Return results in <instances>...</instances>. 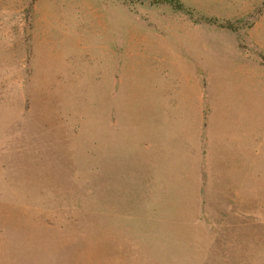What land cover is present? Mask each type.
<instances>
[{
	"label": "rangeland",
	"instance_id": "374dc122",
	"mask_svg": "<svg viewBox=\"0 0 264 264\" xmlns=\"http://www.w3.org/2000/svg\"><path fill=\"white\" fill-rule=\"evenodd\" d=\"M184 20L186 26L216 27L223 46L233 36L254 53L261 136L264 0H0V264H264L261 156L255 161L254 241L245 234L236 239V226H230L238 215L251 216L238 206H245L248 189H186L190 217L223 221L221 236H173L156 221L146 228L142 221L138 229L132 217L142 189H127L135 178L125 175L135 164L126 152L115 180L122 189L107 187L105 197L106 129L113 133L120 121L123 131H134L135 92L150 90L155 80L166 89L174 73L171 47L186 42L198 58L204 41H213L185 34ZM145 32H151L152 47L134 40ZM110 62L126 76L118 85L121 95L126 92L119 115L108 110L104 93ZM135 231L143 241L136 242Z\"/></svg>",
	"mask_w": 264,
	"mask_h": 264
},
{
	"label": "crops",
	"instance_id": "0c3cea01",
	"mask_svg": "<svg viewBox=\"0 0 264 264\" xmlns=\"http://www.w3.org/2000/svg\"><path fill=\"white\" fill-rule=\"evenodd\" d=\"M139 17L142 20V16ZM142 21L153 23L152 19ZM179 24L185 34L211 35L213 41H204L198 58L192 57V48H186V42L171 47L168 52L174 73L168 77L166 89L155 80L150 90L135 92L134 131H123L120 121L113 133L106 129V200L111 193H107V187L122 189L115 180L123 171L122 156L126 152L131 165L135 164L134 173L125 175L135 178L133 186L128 184L127 189H142L136 209L133 205L128 207L135 209L132 218L138 229L142 221L145 228L156 221L167 225L168 229L163 233L173 236L183 234L188 237L194 232L221 236L223 221L217 223L216 218L208 219L205 215L190 217L191 207L186 189H248L243 201L245 206H241L242 201L238 206L251 216L245 219L241 217L242 214L238 215L240 219L234 218L230 226H236V239L245 234L246 238L250 236L254 241V227L257 224L253 216L256 156H261L264 163V130L260 136L255 129L254 53H250V49L244 50L238 41H233V36H229V44L223 46V32L216 27L186 26L185 20ZM149 33L145 32L144 36H137L134 40L152 47ZM122 44L126 57L128 48L125 38ZM230 54H234V58H229ZM140 58H143L142 54ZM114 65L116 63L108 64L103 83L105 97L109 99L108 110L113 108V113L119 115L126 92L124 90L121 95L118 85L125 83L126 61L125 75ZM249 189H252V202ZM116 192L120 202L121 194ZM211 207L210 204V210L213 209ZM114 219L119 220L118 225H121L122 217ZM262 225L264 227V223ZM137 232L136 242L143 241Z\"/></svg>",
	"mask_w": 264,
	"mask_h": 264
}]
</instances>
